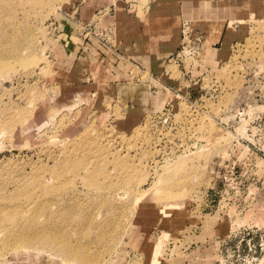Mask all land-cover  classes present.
<instances>
[{
  "label": "rangeland",
  "instance_id": "374dc122",
  "mask_svg": "<svg viewBox=\"0 0 264 264\" xmlns=\"http://www.w3.org/2000/svg\"><path fill=\"white\" fill-rule=\"evenodd\" d=\"M116 1L0 0V264H217L229 235L264 242V13L165 0L181 39L161 68L71 55V29L141 49L148 16ZM202 22L236 42L203 50Z\"/></svg>",
  "mask_w": 264,
  "mask_h": 264
},
{
  "label": "crops",
  "instance_id": "0c3cea01",
  "mask_svg": "<svg viewBox=\"0 0 264 264\" xmlns=\"http://www.w3.org/2000/svg\"><path fill=\"white\" fill-rule=\"evenodd\" d=\"M106 0H100V4L102 7H106L109 5L105 2ZM245 6L251 5V12L256 15L259 13H264V0H245ZM116 6L119 7V9H122L123 6V12L130 11L133 7H137L138 5V11L143 13L144 15L148 16V19L146 21L143 20L145 25L148 27L146 28L145 33L142 29H144V26H139L138 33L139 36H141L143 40L141 49H133L132 50V56L129 57L127 55V52L129 51L130 46L135 47V42L132 41L130 46H128L127 43L123 42L128 37L129 33H123V39L122 40V51L119 50L120 53L115 52L108 44L107 42H102L98 40L97 38L93 37V33H76L75 30H68L69 33H64V48L69 51L71 55H75L76 57H79L80 59H85L90 56V58L97 61L96 65H102V66H109V59L108 54L110 53L111 56L116 59V61L120 62L123 66L124 64L128 66L127 64H135L133 66H137L140 69H159L161 68V65L166 62L170 56H172L178 49H179V33H175V29L178 25H180V16H176L174 14H169V12H173V10L168 9L166 7V1L165 0H139L138 1H129V0H117ZM138 2V3H137ZM141 7H143L141 9ZM126 8V9H125ZM92 9V8H91ZM83 6L80 8V17L82 18L83 14ZM124 13V14H125ZM78 15V16H79ZM77 12L75 14V21L78 19ZM146 16V17H147ZM142 21L139 20L138 23H141ZM141 27V28H140ZM214 28V24L211 23H200V34L203 37V50L207 49L206 44L209 40L211 41V44L214 43L216 38V43L219 41H222V44L225 41V36H229L230 39L227 42L226 46H223V49H226L228 46L232 45V43L237 40V35L235 33H221L222 29L221 27L217 28L216 31L220 33H214L212 32V29ZM72 28L71 25H69V29ZM140 29V30H139ZM137 33V34H138ZM89 34V35H88ZM181 39V37H180ZM103 40V39H102ZM95 48V51L94 49ZM155 55H160V57H154ZM115 61V63H116ZM123 62V63H122ZM149 62L150 65H147ZM154 62H160V65L158 67H152L151 63ZM107 64V65H106ZM147 66H144V65ZM125 67V66H124ZM82 80V85L83 84ZM80 83V82H76ZM219 249V246H218ZM218 255V254H217ZM218 258V256H217Z\"/></svg>",
  "mask_w": 264,
  "mask_h": 264
},
{
  "label": "built area",
  "instance_id": "2783aa9c",
  "mask_svg": "<svg viewBox=\"0 0 264 264\" xmlns=\"http://www.w3.org/2000/svg\"><path fill=\"white\" fill-rule=\"evenodd\" d=\"M255 242L250 232L229 235L219 242L217 264H264V242Z\"/></svg>",
  "mask_w": 264,
  "mask_h": 264
}]
</instances>
